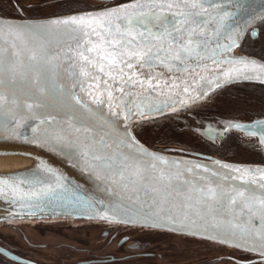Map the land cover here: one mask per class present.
Listing matches in <instances>:
<instances>
[{
  "label": "snow or ice",
  "instance_id": "1",
  "mask_svg": "<svg viewBox=\"0 0 264 264\" xmlns=\"http://www.w3.org/2000/svg\"><path fill=\"white\" fill-rule=\"evenodd\" d=\"M7 3L18 15L0 16V142L33 151L0 146V155L33 164L0 175V220L75 215L227 245L242 254L236 264L248 253L259 260L247 264H264V166L171 159L148 146L160 118H188L204 142L242 133L233 146L264 155V113L209 115L232 85L264 84V56L243 54L264 42V0H64L70 14L46 19Z\"/></svg>",
  "mask_w": 264,
  "mask_h": 264
},
{
  "label": "flooded vegetation",
  "instance_id": "2",
  "mask_svg": "<svg viewBox=\"0 0 264 264\" xmlns=\"http://www.w3.org/2000/svg\"><path fill=\"white\" fill-rule=\"evenodd\" d=\"M128 0H81V4L114 6ZM58 5H60L58 7ZM23 16L27 19H46L54 15L70 14L64 0H19ZM16 17L7 0H0V16ZM244 54L261 59L264 42L257 39L245 45ZM264 113V86L232 85L221 102L209 113L213 116L259 118ZM190 119L161 118L160 131L149 136L152 148L167 149L171 153L188 157L217 158L233 163L264 165V155L251 148L240 149L234 144L242 137L232 134V139L221 144L204 142L190 133L185 125ZM149 127H156L152 125ZM143 142V140H142ZM188 153L189 155H183ZM127 239L122 249L121 240ZM135 242L136 247L129 248ZM0 249L18 257L8 264H94L93 258L113 256L118 264H236L242 258L239 251L209 243H197L178 236L160 233L146 234L135 228L97 222L72 223L64 220L13 222L0 224ZM3 259V257H0ZM256 262L259 257L243 254Z\"/></svg>",
  "mask_w": 264,
  "mask_h": 264
},
{
  "label": "water",
  "instance_id": "3",
  "mask_svg": "<svg viewBox=\"0 0 264 264\" xmlns=\"http://www.w3.org/2000/svg\"><path fill=\"white\" fill-rule=\"evenodd\" d=\"M251 57H253V56H251ZM253 58H255L257 60H260V59H258L256 57H253ZM242 84H252V85L264 86V84L260 83L259 81H255V80H253V81H242V82L234 84V85H242ZM251 119H254V118H245V119H242V121L248 122ZM238 134L243 136L242 133H238ZM0 146L6 147V148H10V150L18 151V152H32L33 151V149L30 146L23 145V144H12V145H9L7 143L0 142ZM152 149H154V150H162V149H158V148H152ZM162 154L167 156V157H169V158H171V159L196 160L198 158V157H188V156L177 155V154L171 153L170 150L162 151ZM203 158H205V157H201L200 159L203 160ZM209 159H217V158H209ZM218 160H221V159H218ZM223 161H225V160H223ZM204 162H209V161H204ZM225 162H228V161H225ZM229 163H233V162H229ZM32 164H33V161L31 159L25 157V156H4V155H0V175H4V174L10 173V172H18V171H20L22 169L31 167ZM233 164H241V163H233ZM241 165H246V166L250 165V166H253V167L264 166V165H253V164H241ZM65 168H66V171H68L72 176L80 178L79 174L76 171H74L71 168H68L67 166H65ZM6 215H7V213L4 211L3 206H0V217H4ZM48 220H64V221H68V222H72V223L95 222V221H90V220H87V219H81V218H79V217H77L75 215H72V216H68V215H52L50 213L46 214L44 217H37V218L32 219V220L13 221V222L48 221ZM3 223H6V222H4L3 220H0V224H3ZM135 229H137V230H139V231H141L143 233H146V234L167 233V234H172V235L178 236L180 238H184V239H187V240H190V241H193V242H197V243L213 244V243H210V242H205V241H200V240H195V239H192V238H188V237H185L183 235H180V234H177V233H172V232L165 231V230L141 229L140 227H135ZM213 245L222 246V247H226V248L235 250V249H233V248H231V247H229L227 245H218V244H213ZM248 255L258 257L254 253H248Z\"/></svg>",
  "mask_w": 264,
  "mask_h": 264
}]
</instances>
